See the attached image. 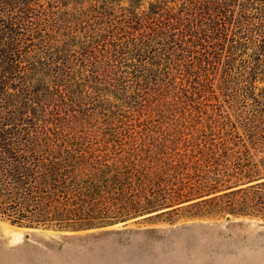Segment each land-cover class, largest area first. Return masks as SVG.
I'll use <instances>...</instances> for the list:
<instances>
[{"label": "trees", "instance_id": "trees-1", "mask_svg": "<svg viewBox=\"0 0 264 264\" xmlns=\"http://www.w3.org/2000/svg\"><path fill=\"white\" fill-rule=\"evenodd\" d=\"M228 86L247 98L233 149L264 141V0H0V216L111 222L93 216L106 198L80 178H97L103 163L76 149L77 133L97 116ZM194 200L264 218V176Z\"/></svg>", "mask_w": 264, "mask_h": 264}, {"label": "rangeland", "instance_id": "rangeland-1", "mask_svg": "<svg viewBox=\"0 0 264 264\" xmlns=\"http://www.w3.org/2000/svg\"><path fill=\"white\" fill-rule=\"evenodd\" d=\"M228 87L93 118L73 143L100 157L102 173L80 180L106 198L93 216L112 221L56 228L0 216V264H264V218L187 205L264 176L260 135L233 149L247 98Z\"/></svg>", "mask_w": 264, "mask_h": 264}]
</instances>
